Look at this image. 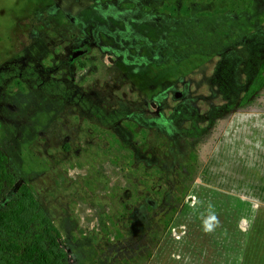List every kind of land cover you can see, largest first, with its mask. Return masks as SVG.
<instances>
[{
  "label": "rangeland",
  "instance_id": "rangeland-1",
  "mask_svg": "<svg viewBox=\"0 0 264 264\" xmlns=\"http://www.w3.org/2000/svg\"><path fill=\"white\" fill-rule=\"evenodd\" d=\"M263 57L264 0H0V153L69 264H264Z\"/></svg>",
  "mask_w": 264,
  "mask_h": 264
},
{
  "label": "trees",
  "instance_id": "trees-1",
  "mask_svg": "<svg viewBox=\"0 0 264 264\" xmlns=\"http://www.w3.org/2000/svg\"><path fill=\"white\" fill-rule=\"evenodd\" d=\"M264 57L241 101L263 86ZM198 126L188 127L191 134ZM3 201V202H2ZM2 203V204H1ZM0 264H69L68 250L30 194L17 184L0 153Z\"/></svg>",
  "mask_w": 264,
  "mask_h": 264
},
{
  "label": "water",
  "instance_id": "water-1",
  "mask_svg": "<svg viewBox=\"0 0 264 264\" xmlns=\"http://www.w3.org/2000/svg\"><path fill=\"white\" fill-rule=\"evenodd\" d=\"M85 52V49H76L75 51L72 52V58L81 55ZM183 95V92L181 90H175L174 91V96L176 98H180Z\"/></svg>",
  "mask_w": 264,
  "mask_h": 264
}]
</instances>
